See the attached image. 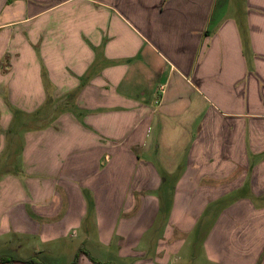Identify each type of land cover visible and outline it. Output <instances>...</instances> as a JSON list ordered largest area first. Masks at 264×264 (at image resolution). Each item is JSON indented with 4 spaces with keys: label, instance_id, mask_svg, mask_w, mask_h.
<instances>
[{
    "label": "crops",
    "instance_id": "obj_1",
    "mask_svg": "<svg viewBox=\"0 0 264 264\" xmlns=\"http://www.w3.org/2000/svg\"><path fill=\"white\" fill-rule=\"evenodd\" d=\"M4 92L0 264H264V0H0Z\"/></svg>",
    "mask_w": 264,
    "mask_h": 264
},
{
    "label": "rangeland",
    "instance_id": "obj_2",
    "mask_svg": "<svg viewBox=\"0 0 264 264\" xmlns=\"http://www.w3.org/2000/svg\"><path fill=\"white\" fill-rule=\"evenodd\" d=\"M142 55L145 57H148L150 59H154L157 57V53H154L153 51L145 47L143 49ZM155 61H158L157 58H155ZM157 63V62H156ZM157 66V65H156ZM168 75L165 76H160L158 79L154 80H147L146 83V89H150L149 92V103H151L153 106L157 105L160 102L161 96L165 94L168 90L171 89V86L168 87V85H165L167 81H171L167 79ZM168 82V84H169ZM29 98H33V96H28V95H15L11 98V95L9 92H4V94L0 95V99L4 101V103L11 107V110L13 112V120L11 127L7 128V132L4 133L6 136V139L9 138L8 140V146L5 149V151L0 153V184L2 182H5L6 179H2V175L9 176L11 173L19 174L18 171L24 170L22 168V160L18 158L19 156L21 157L22 154V149H19L18 144L15 143L12 144L11 141H13V138L19 137V145L23 144L25 141V135L32 132V131H38L40 130V127H47L49 123L53 120H57L59 117V114L61 111L55 110L54 107L53 109L50 108V100L47 99L46 103H48L46 106H44V100H43V106L39 110H29L26 105ZM36 102H41L42 101V96H35ZM16 100V101H15ZM34 102V101H32ZM45 103V104H46ZM32 105V104H31ZM50 108V109H49ZM57 108V107H55ZM29 123V125H28ZM13 137V138H12ZM11 142V144H10ZM3 145V143H2ZM14 145V146H13ZM18 149H17V146ZM1 146V144H0ZM5 146V145H4ZM16 146V148H15ZM6 147V146H5ZM14 150L15 148V153L14 157H11L13 154H11V151L8 150ZM21 151V152H20ZM20 152V153H19ZM19 153V154H18ZM18 155V156H17ZM17 156V157H16ZM14 166V167H13ZM20 176H25L23 173H20ZM1 186V185H0ZM71 247H69L70 249ZM14 247L12 245H8L5 243V241H2L0 239V257L4 256H14ZM28 253V252H27ZM29 254V253H28ZM60 257V256H59ZM61 258V257H60ZM62 259V258H61ZM63 260V259H62ZM59 261V260H58ZM187 262L186 260H184ZM61 262V261H59Z\"/></svg>",
    "mask_w": 264,
    "mask_h": 264
},
{
    "label": "trees",
    "instance_id": "obj_3",
    "mask_svg": "<svg viewBox=\"0 0 264 264\" xmlns=\"http://www.w3.org/2000/svg\"><path fill=\"white\" fill-rule=\"evenodd\" d=\"M8 261H9V260L6 259V258L0 259V263H4V262H8ZM32 262H34V260H30V261H28V263H32ZM99 264H101V263H99Z\"/></svg>",
    "mask_w": 264,
    "mask_h": 264
}]
</instances>
